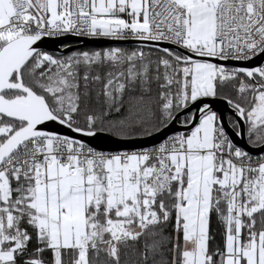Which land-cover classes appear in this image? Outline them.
Wrapping results in <instances>:
<instances>
[{
    "label": "snow or ice",
    "instance_id": "obj_1",
    "mask_svg": "<svg viewBox=\"0 0 264 264\" xmlns=\"http://www.w3.org/2000/svg\"><path fill=\"white\" fill-rule=\"evenodd\" d=\"M122 248L264 264V0H0V264Z\"/></svg>",
    "mask_w": 264,
    "mask_h": 264
},
{
    "label": "trees",
    "instance_id": "obj_2",
    "mask_svg": "<svg viewBox=\"0 0 264 264\" xmlns=\"http://www.w3.org/2000/svg\"><path fill=\"white\" fill-rule=\"evenodd\" d=\"M139 245L137 246V249H139ZM125 252L127 255H125ZM138 260V254L137 251H134L132 248L129 249H121V261L122 264H135V261Z\"/></svg>",
    "mask_w": 264,
    "mask_h": 264
},
{
    "label": "water",
    "instance_id": "obj_3",
    "mask_svg": "<svg viewBox=\"0 0 264 264\" xmlns=\"http://www.w3.org/2000/svg\"><path fill=\"white\" fill-rule=\"evenodd\" d=\"M218 103L223 105L225 102L224 101H218Z\"/></svg>",
    "mask_w": 264,
    "mask_h": 264
}]
</instances>
